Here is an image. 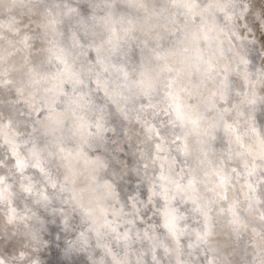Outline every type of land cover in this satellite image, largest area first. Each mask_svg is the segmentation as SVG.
Instances as JSON below:
<instances>
[{
	"label": "clouds",
	"instance_id": "9594fccd",
	"mask_svg": "<svg viewBox=\"0 0 264 264\" xmlns=\"http://www.w3.org/2000/svg\"><path fill=\"white\" fill-rule=\"evenodd\" d=\"M0 264H264V0H0Z\"/></svg>",
	"mask_w": 264,
	"mask_h": 264
}]
</instances>
